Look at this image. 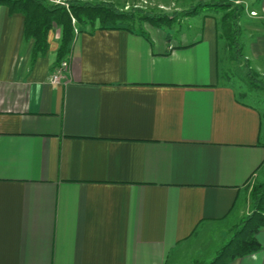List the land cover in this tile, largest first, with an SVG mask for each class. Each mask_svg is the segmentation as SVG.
<instances>
[{
    "label": "crops",
    "instance_id": "0c3cea01",
    "mask_svg": "<svg viewBox=\"0 0 264 264\" xmlns=\"http://www.w3.org/2000/svg\"><path fill=\"white\" fill-rule=\"evenodd\" d=\"M95 23L60 62L53 27L33 61L25 16L0 4V264L197 260L262 175L264 111L223 82L213 16L176 36ZM251 50L264 64V33ZM256 237L222 263L264 264Z\"/></svg>",
    "mask_w": 264,
    "mask_h": 264
},
{
    "label": "rangeland",
    "instance_id": "374dc122",
    "mask_svg": "<svg viewBox=\"0 0 264 264\" xmlns=\"http://www.w3.org/2000/svg\"><path fill=\"white\" fill-rule=\"evenodd\" d=\"M50 5H60L57 2L69 3L68 0H46ZM234 3L235 5H242L244 7V15L240 18L239 26L241 29V37L239 39L242 43V51L240 52L241 57L238 53L233 52L230 49V42L220 40L219 42V63L220 71L222 73V79L224 83L232 85L239 97L242 100L257 106L264 111V93L253 87L245 74L244 63L247 59L250 67L255 71L256 76L264 81V64H262V57L255 58L251 50V44L257 38L262 37L264 33V3L263 0H119L117 2L109 3L118 12L131 13L128 19L121 20L122 23L131 25L135 30H143L146 24L153 26L149 20H142V16H160L167 15L169 20L159 22L167 32L176 36V34L189 30L190 27H194L197 23L203 21V14L214 17L217 26L220 24L221 12L217 11L215 7L206 6L211 3ZM64 6V5H62ZM65 7V6H64ZM230 9L225 10L226 12ZM86 18L85 16H83ZM75 18V17H74ZM78 19H72L74 26V33L80 32L85 29L88 24L78 23ZM89 21V20H88ZM98 21V20H97ZM119 22V21H117ZM96 23H91L92 27ZM101 26V25H100ZM58 38L61 37V28L58 27ZM264 190V168L260 178L254 179L250 182L247 188V203L243 209V213L240 219L237 221L234 233L228 237L221 236L222 234L218 231V236L214 239V244H210L206 249L207 251L203 257L199 259L182 260L180 264H205L211 262V258L208 256L212 251L218 250L215 253L213 261L220 253H225L224 263L230 260L232 257L235 247L238 245H247L244 242L246 237L245 232H238L243 226L244 222L251 217V222L257 224H264V196L260 194ZM263 198V200H262ZM248 224V223H247ZM247 226V225H246ZM250 226V225H249ZM254 226V228H255ZM253 228V229H254ZM248 233V232H246ZM225 237V238H224ZM250 249L251 245L248 244ZM206 251V250H205ZM214 254V253H213ZM224 257V256H223ZM208 258V259H207ZM190 260V261H189Z\"/></svg>",
    "mask_w": 264,
    "mask_h": 264
},
{
    "label": "trees",
    "instance_id": "16d2710c",
    "mask_svg": "<svg viewBox=\"0 0 264 264\" xmlns=\"http://www.w3.org/2000/svg\"><path fill=\"white\" fill-rule=\"evenodd\" d=\"M0 4L6 5L11 11L20 12L25 16L26 37H31L35 40L33 61H35L38 56L43 55L48 51V35L53 27H59L62 30L60 47L58 50V61L60 62L63 60L67 48L75 34L72 15L78 19V23L88 24V26L91 23H95L96 20H99L101 28H106L109 23L116 26L117 21L128 19L129 16H131V13L118 12L113 6L106 2L98 4L71 3L70 10L61 5H50L46 0H0ZM206 6L215 7L216 10L222 14L220 24L217 26L218 40L230 42V49L233 52L238 53V56L241 57L240 52L243 47L242 43L239 41L241 37L239 21L245 13L244 7L242 5H235L234 3H225V1L223 3L206 4ZM227 9L230 10L226 12L225 10ZM141 16L142 20H145L146 18V20H149L154 27H162L159 22H164L165 20L170 19L167 15H164L163 17ZM128 28L132 30L134 29L131 25H128ZM244 60L245 63L243 67L249 83L264 93V81L256 76L255 71L250 67L248 60ZM260 194H263L264 196V190ZM262 206H264V204H262ZM251 220V217L248 218L238 231L239 233L243 231L245 232L246 237H244V242L247 245H237L235 251L232 253L233 258L250 254L259 248L256 235L260 228L264 227V224L260 223L255 226L256 222H251ZM248 244L251 245V249ZM225 257V253L222 252L211 264H223L224 262L222 263V261Z\"/></svg>",
    "mask_w": 264,
    "mask_h": 264
},
{
    "label": "built area",
    "instance_id": "2783aa9c",
    "mask_svg": "<svg viewBox=\"0 0 264 264\" xmlns=\"http://www.w3.org/2000/svg\"><path fill=\"white\" fill-rule=\"evenodd\" d=\"M60 5H64L67 9H69V5L65 2H57ZM73 20H75L73 18ZM69 68V63L68 61L64 60L59 67L56 70V73L52 76L51 82L52 83H59L62 74Z\"/></svg>",
    "mask_w": 264,
    "mask_h": 264
}]
</instances>
